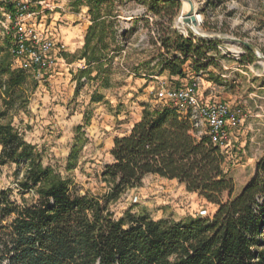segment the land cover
Instances as JSON below:
<instances>
[{"label": "trees", "instance_id": "trees-1", "mask_svg": "<svg viewBox=\"0 0 264 264\" xmlns=\"http://www.w3.org/2000/svg\"><path fill=\"white\" fill-rule=\"evenodd\" d=\"M112 1L73 2L75 8L87 3L92 13L80 58L88 68L80 71L81 79L92 74L90 67L104 62L100 45L106 44L108 22L93 13ZM214 1L208 0L202 11L214 8ZM143 4L157 15L180 7L175 0ZM0 5L15 12L13 3ZM215 42L175 35L162 44L174 54L163 61L161 73L182 77L189 60L197 64L210 59L208 54L217 51ZM12 44L9 35L6 47H0V171L15 164L24 174L19 181L21 204L11 199V190H0V264H264V157L255 177L233 196L235 183L225 169L224 152L206 135L197 137L189 116L171 106L145 107L130 133L114 140L113 162L101 174L107 190L82 194L43 164L38 148L12 122H1L22 99L29 79L26 71L13 66L14 56L8 52ZM75 153L70 155V169ZM151 175L184 184L187 191L216 205L215 213L186 221L132 212L115 218L111 204Z\"/></svg>", "mask_w": 264, "mask_h": 264}, {"label": "rangeland", "instance_id": "rangeland-1", "mask_svg": "<svg viewBox=\"0 0 264 264\" xmlns=\"http://www.w3.org/2000/svg\"><path fill=\"white\" fill-rule=\"evenodd\" d=\"M9 1L12 0H0V4ZM29 1L33 10L36 9L39 0ZM46 1L43 13L48 15L47 24L57 22V28L60 25L78 28L85 44L92 25L87 3L75 8V0ZM193 1L199 13H203L204 21L199 27L204 40L216 41L217 51L208 54L210 61L195 64L189 60L182 77L161 73L163 61L174 54L163 48V42L175 35L203 37L177 24L181 4L175 11L165 10L157 15L143 0H115L93 13L106 17L108 22L106 44L100 45L104 62L90 67L92 74L81 79L80 71L88 68L87 63L81 66L74 63L81 58L83 49L73 55L56 39L65 49L59 55L64 60L54 78L50 83H38L32 73L26 72L29 79L22 99L26 97L27 101L23 103L20 99L1 122H12L22 137L38 148L43 164L53 167L80 193L103 194L107 185L101 174L105 165L113 162L114 140L130 133L145 107L153 110L165 106L158 100L159 84L151 76L161 73L173 88L195 78L204 100L224 102L233 109H241L246 117L239 128L230 131L229 147L223 151L225 169L235 183L233 196L238 195L255 177L257 163L264 157V67L260 64L264 60V0H217L215 7L208 8L206 13L202 9L208 0ZM3 20L0 8V47L5 48V37L9 34L1 24ZM109 22H114L113 26ZM237 40L254 46L256 52ZM96 42L97 39L93 41ZM12 62L17 68L14 57ZM208 62L211 65L201 73L199 68ZM60 71L65 74L63 80L57 79L61 77L57 74ZM201 128L205 130L204 126ZM72 152H76L77 160L70 169ZM23 174L15 164H8L0 171V190H11V199L18 204H21L19 181ZM216 209V205L198 193L187 191L177 180L152 175L110 206L115 218L132 212L173 221H186L204 212L207 214L203 217L212 216Z\"/></svg>", "mask_w": 264, "mask_h": 264}, {"label": "built area", "instance_id": "built-area-1", "mask_svg": "<svg viewBox=\"0 0 264 264\" xmlns=\"http://www.w3.org/2000/svg\"><path fill=\"white\" fill-rule=\"evenodd\" d=\"M8 3L15 5V12H10L0 5L4 17L1 24L4 31L13 37L11 53L18 63L17 68L32 73L38 83H50L58 67V57L63 53L65 46L41 31L33 21L44 14L43 5L46 6L47 1H37V10H33L34 6L29 0H12ZM196 15L202 16V24L204 17L198 8ZM161 75L160 73L151 77L159 84L158 100L165 106L175 108L183 116H189L197 137L206 135L213 145L222 151L227 150L230 131L239 128L245 121L242 110L233 109L224 102L204 100L200 94V83L195 78L182 87L173 88L168 86L167 80ZM206 214L204 212L201 216Z\"/></svg>", "mask_w": 264, "mask_h": 264}, {"label": "crops", "instance_id": "crops-1", "mask_svg": "<svg viewBox=\"0 0 264 264\" xmlns=\"http://www.w3.org/2000/svg\"><path fill=\"white\" fill-rule=\"evenodd\" d=\"M34 10H37V7ZM58 15L60 17V14H58ZM39 18H41L40 21H38ZM39 18L37 20L33 19V21H34V23H36L37 27L41 31H44L48 36H50L54 39H57V41H59L60 43H64L68 47V50L71 51L73 55L78 53V49L80 51H82V49L84 47V37L79 32L78 28L73 27V26L68 27V26H63V25H60L59 28H57V26H58L57 22L56 23L51 22L48 25L47 24L48 23V15L47 14H43ZM53 24H54V26H53ZM42 28H43V30H42ZM69 31H71V32L69 33ZM79 53H81V52H79ZM63 60H64L63 58L58 57V65ZM75 61L76 62L74 64H76L78 62V66H81L82 64L86 63L85 59H78L77 58ZM57 74L61 76L57 79H62V80L64 79L65 74L63 73V71H60V73H57ZM161 77L164 78L163 75H161ZM200 94L202 96V93H200ZM140 119H141V117H139V119L136 122H138ZM132 127H133V125H132Z\"/></svg>", "mask_w": 264, "mask_h": 264}, {"label": "water", "instance_id": "water-1", "mask_svg": "<svg viewBox=\"0 0 264 264\" xmlns=\"http://www.w3.org/2000/svg\"><path fill=\"white\" fill-rule=\"evenodd\" d=\"M179 2L182 5L181 9V18L183 19V22L185 24H192L196 23L195 20V11H196V6L194 4L193 0H175ZM238 43L243 45L244 47L248 48L249 50L256 52V48L249 43L242 41V40H237Z\"/></svg>", "mask_w": 264, "mask_h": 264}, {"label": "bare ground", "instance_id": "bare-ground-1", "mask_svg": "<svg viewBox=\"0 0 264 264\" xmlns=\"http://www.w3.org/2000/svg\"><path fill=\"white\" fill-rule=\"evenodd\" d=\"M195 20H196V23L195 24L192 23V24L188 25V24H185L183 22V19L181 18V15H180L178 17V19H177V24L178 25H181L184 30H186V31L187 30H190L192 33L197 34V35L203 37L204 34H202V31L200 30V27H199L200 26V23H201L200 21L202 20V16L196 15L195 16ZM260 64L264 67V60L263 59L260 62Z\"/></svg>", "mask_w": 264, "mask_h": 264}]
</instances>
